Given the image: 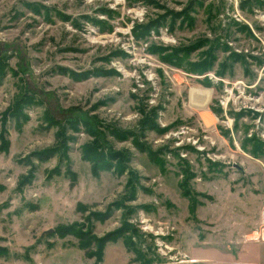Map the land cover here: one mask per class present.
Listing matches in <instances>:
<instances>
[{
  "label": "rangeland",
  "instance_id": "obj_1",
  "mask_svg": "<svg viewBox=\"0 0 264 264\" xmlns=\"http://www.w3.org/2000/svg\"><path fill=\"white\" fill-rule=\"evenodd\" d=\"M264 0H0V264H264Z\"/></svg>",
  "mask_w": 264,
  "mask_h": 264
},
{
  "label": "built area",
  "instance_id": "obj_2",
  "mask_svg": "<svg viewBox=\"0 0 264 264\" xmlns=\"http://www.w3.org/2000/svg\"><path fill=\"white\" fill-rule=\"evenodd\" d=\"M248 239L251 240H264V228H260L259 230H255L252 233L248 234Z\"/></svg>",
  "mask_w": 264,
  "mask_h": 264
}]
</instances>
